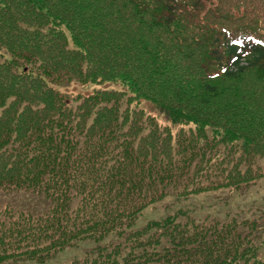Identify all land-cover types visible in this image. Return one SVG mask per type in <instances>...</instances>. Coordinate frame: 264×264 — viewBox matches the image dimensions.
Instances as JSON below:
<instances>
[{
  "label": "trees",
  "instance_id": "1",
  "mask_svg": "<svg viewBox=\"0 0 264 264\" xmlns=\"http://www.w3.org/2000/svg\"><path fill=\"white\" fill-rule=\"evenodd\" d=\"M263 176L264 0H0V264H264L262 210L133 229Z\"/></svg>",
  "mask_w": 264,
  "mask_h": 264
},
{
  "label": "rangeland",
  "instance_id": "2",
  "mask_svg": "<svg viewBox=\"0 0 264 264\" xmlns=\"http://www.w3.org/2000/svg\"><path fill=\"white\" fill-rule=\"evenodd\" d=\"M93 88L94 87L91 85L80 87V85L72 84L65 89L70 91L73 96L76 97L78 94L84 96V94L92 92ZM107 88L110 90H120L122 87L119 84H109ZM135 107L142 109L145 114L149 113L158 117V121L159 118H162L161 116H158L154 108L147 103H140L139 101ZM161 124L162 126L165 125L163 122H161ZM182 127H171L170 125L168 129L172 136L178 134L180 130H183L184 134H186L185 136H190V131L194 134V131L189 127ZM223 152L224 151L221 149L218 153L216 152V155L223 154ZM230 154L231 152H228L225 155L230 156ZM211 175L216 176L217 179H219L220 171L217 170V167H213ZM179 210L188 212V215L193 217L196 222H201L206 217H209L210 219L215 218L221 221L230 220L232 217H236L238 220H256L259 217V211L257 210L264 211V176L257 179L253 184L243 187L239 191L218 189L206 191L198 195H192L186 199H164L163 201L144 209L142 214L136 220L133 229H142L148 222L160 221L164 217ZM258 222L264 228V222L262 219H258ZM95 246L96 244L94 242L83 240L73 247H68L56 253L42 264H70L73 261H81ZM5 264L38 263L24 261L7 262Z\"/></svg>",
  "mask_w": 264,
  "mask_h": 264
}]
</instances>
